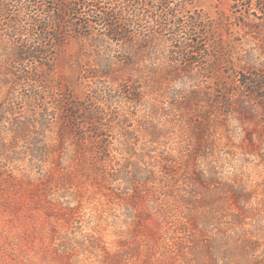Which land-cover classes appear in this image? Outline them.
I'll list each match as a JSON object with an SVG mask.
<instances>
[{
  "label": "rangeland",
  "instance_id": "rangeland-1",
  "mask_svg": "<svg viewBox=\"0 0 264 264\" xmlns=\"http://www.w3.org/2000/svg\"><path fill=\"white\" fill-rule=\"evenodd\" d=\"M184 2L187 13L226 25L215 30L225 55L215 59L210 37L191 36L197 50L207 49L203 63L187 68V74L163 75L173 77L163 85L154 83L147 89L142 83V102L121 106L132 116L128 125L138 135L134 134L138 160L134 168L150 171L151 180H140L136 197L114 199L96 194L75 178V188L88 189L76 205L64 189L55 160L45 165V172L56 183L50 200L59 199L66 209L59 212L58 205L47 204L37 179L28 180L18 172L10 178L5 171L0 174V264H116L117 257L123 264H185L195 243L222 241L235 233L256 243L238 264L264 262V212L245 218L231 198L232 189H241L251 195L249 204L262 203L264 112L254 101L243 108L216 102L224 94L220 84L230 97L238 98L243 92L240 81L264 83V29L238 27L230 0ZM254 12L248 13L252 20L258 15ZM79 60V44L71 41L54 58L49 79L82 99L84 91L76 82ZM188 60L199 61V56L191 54ZM250 90L262 95L264 84ZM154 99L158 109L150 125L145 117ZM173 100L181 104H172ZM153 129L159 137L151 144L148 133ZM117 157L121 163L123 157ZM72 162L73 158L66 159L62 167ZM68 170H73L71 165Z\"/></svg>",
  "mask_w": 264,
  "mask_h": 264
},
{
  "label": "trees",
  "instance_id": "trees-1",
  "mask_svg": "<svg viewBox=\"0 0 264 264\" xmlns=\"http://www.w3.org/2000/svg\"><path fill=\"white\" fill-rule=\"evenodd\" d=\"M230 1L238 27L264 29V0ZM183 2L0 0V165L4 166L0 174L7 171L6 176L11 178L18 172L28 180L37 179L49 199L47 204L58 205L59 212L66 209L59 199L53 203L50 200L56 183L45 172V165L55 160L63 173L61 180L72 182L68 186L64 181V189L76 205L84 197L82 191L89 188L106 198L139 195L136 185L142 183L140 180H151L152 174L134 168L138 161L135 162L133 149L137 131L130 129L132 116L121 106L142 102V83L147 89L155 87L154 83L163 85L173 78L163 75L178 76L180 71L187 74V68L203 63L207 49L197 50L189 41L191 36L210 37L215 59L225 55L223 40L215 30L226 29V25L195 12L187 13ZM252 10L257 11L254 13L258 15H252L258 22L248 17ZM71 41L79 44L80 71L76 82L84 91L82 99L75 98L70 89L59 83L51 84L49 79L54 58ZM191 54L199 56V61L190 62ZM239 83L243 85L241 97H230L228 89L220 84L224 94L216 102L243 108L254 101L264 112V92L257 95L250 90L262 87L263 81ZM233 85L241 87L236 82ZM154 100L149 104L150 115L145 117L150 125L156 117L154 110L158 109ZM175 103L178 101L173 100ZM158 132L153 129L148 133L151 144L159 137ZM119 155L123 157L121 163ZM71 158L73 170L68 172L70 165L63 168L62 162ZM26 160L21 167L20 163ZM140 172L146 176L140 177ZM75 178L88 189L75 188ZM231 192L234 206L245 218L264 212V193L262 203L252 205L247 191ZM255 244L236 233L226 235L222 241L201 240L190 248L191 259L185 264H238ZM121 259L117 257L116 264H123Z\"/></svg>",
  "mask_w": 264,
  "mask_h": 264
}]
</instances>
